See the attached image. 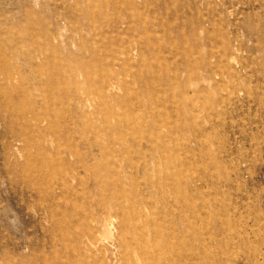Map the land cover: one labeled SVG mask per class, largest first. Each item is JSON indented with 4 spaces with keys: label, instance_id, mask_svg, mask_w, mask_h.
Instances as JSON below:
<instances>
[{
    "label": "rangeland",
    "instance_id": "374dc122",
    "mask_svg": "<svg viewBox=\"0 0 264 264\" xmlns=\"http://www.w3.org/2000/svg\"><path fill=\"white\" fill-rule=\"evenodd\" d=\"M0 264H264V0H0Z\"/></svg>",
    "mask_w": 264,
    "mask_h": 264
},
{
    "label": "bare ground",
    "instance_id": "6f19581e",
    "mask_svg": "<svg viewBox=\"0 0 264 264\" xmlns=\"http://www.w3.org/2000/svg\"><path fill=\"white\" fill-rule=\"evenodd\" d=\"M94 20V19H93ZM105 36V35H104ZM57 162V161H56ZM63 163V162H62ZM65 163V162H64ZM55 165V164H54ZM114 209L111 208V211H113ZM94 220H97V218H94ZM103 224H104V230L107 234H111L110 228H109V220L108 217H104L103 218ZM120 231V230H119ZM112 237V236H111ZM110 238V237H109Z\"/></svg>",
    "mask_w": 264,
    "mask_h": 264
}]
</instances>
